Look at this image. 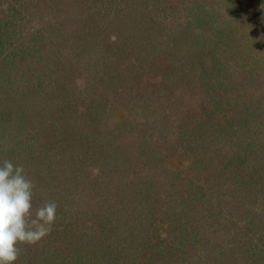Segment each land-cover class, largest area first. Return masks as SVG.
Here are the masks:
<instances>
[{
	"label": "rangeland",
	"instance_id": "obj_1",
	"mask_svg": "<svg viewBox=\"0 0 264 264\" xmlns=\"http://www.w3.org/2000/svg\"><path fill=\"white\" fill-rule=\"evenodd\" d=\"M70 2L56 30L50 0H0V11L12 15L8 26L0 23V56L26 55V46L16 47L23 33L42 29L53 57L46 90L36 89L41 78L31 83L36 91L28 87L32 96L12 77L0 91L30 96L37 108L0 104V140L10 147L24 139L31 125L24 112L33 109L57 137L41 143L49 148L44 158L72 155L58 163L69 170L58 178L45 173L46 162L28 165L54 190L46 202H56V220L15 262L214 264L211 243L202 244L212 240L233 248L223 249L222 264H264L263 225L253 215L264 184L252 177L232 184L221 170L237 162L221 144L237 133L238 109L249 113L241 114L247 125L264 123V0ZM118 134L131 145L113 148ZM16 147L27 157V144ZM201 188L200 206L191 208V193ZM204 205L226 221L202 225Z\"/></svg>",
	"mask_w": 264,
	"mask_h": 264
},
{
	"label": "trees",
	"instance_id": "obj_2",
	"mask_svg": "<svg viewBox=\"0 0 264 264\" xmlns=\"http://www.w3.org/2000/svg\"><path fill=\"white\" fill-rule=\"evenodd\" d=\"M50 1H51L52 5H50L49 11L54 12V14L56 16L55 17L56 22H53V23H54L56 30H58L60 28V25H62L60 18L63 14L64 7L67 4H69L71 6V2H70L71 0H50ZM79 11H81V13H82V9ZM81 13H80V15H81ZM77 17H78V12L76 15L70 17V19L76 20ZM1 20H2V25H4V27H6L10 24V22H12V15H9V13L6 11H4V12L0 11V23H1ZM83 22L84 23L82 24V28L85 29L86 27H88V22H85L84 20H83ZM42 32H43L42 29L41 30L37 29L36 31H33V30L27 31L26 30L23 33V37L19 40V42H18L19 44L17 43L18 46H16V47L18 49H20V48L26 46V48L28 49V52L26 55L20 54V56H17L16 61H13V58H14L13 52H6L2 56H0V65L4 66V68H2V69L0 68V91H5L6 88L8 89L7 81H9V80H10V82L14 81V80L19 81V83L24 82L21 85H23V86L26 85L27 92L29 94H31L32 96H33V94L31 92H29L28 87L31 90L36 91V89L39 88V86L41 85L43 90H44V87H45V90L47 89L46 88V80L44 81V78H42V77L45 76V73H46L47 61H50V59H53V57L51 56L50 52L48 51V48L46 47L47 42H46V40L43 39ZM17 48H15V49H17ZM1 51L2 50H0V53H1ZM58 53H59V51H58ZM10 62L12 64H9ZM9 67L10 68L13 67L12 74L10 72H8ZM12 77L14 80L11 79ZM39 79H41V83L39 82L40 81ZM37 80H39V81H38V85L36 86V89H35V87L31 83L37 82ZM245 90L246 89L240 88L241 92H244ZM236 93L238 94L239 91H237ZM2 95H5V96H2ZM24 95H26V94H24ZM151 95H152V93H151ZM149 97L150 96H148L146 98H149ZM28 98H30V96H23V100H22L20 96H17L14 92L9 91V96L6 94H0V104L1 105L2 104H9V102L12 101L13 106L11 105L9 108H11V107L16 108L17 105L18 106H25L28 108V106L31 105V103H29L30 100H28ZM137 99L141 100L139 98H137ZM16 101H18V104ZM18 108H20V107H18ZM30 108H33V106H30ZM33 109H37V108H33ZM33 109H29L28 111H26L27 113L24 112L25 117L28 119V125L31 123V125L29 126L30 128L26 131V137L24 139H19V140L14 141L13 146H10V147L6 143L4 144L3 138H2V140H0V163H2L3 162L2 160H5L6 156H7L4 154V147L6 148V150H11V151H9L10 152L9 155L11 157V162L13 164H17V165L22 164L23 167L25 168V171H26L28 178L30 180H32V182L35 185V187H34L35 189L33 190V205H35V207H37L39 204L45 203L47 200H49V198H51V196H49V193L53 192L54 190L51 189V186L48 188L46 185H44V187L41 185L43 183L40 182V176H38L39 175L38 173L34 172L36 177L31 176V172L28 169V165L30 166V163L32 161H33V163H38L36 161H39V164H41L42 166L47 164L46 169H45V173L48 176L58 174L57 176H55L58 178V177H60V175H62V171H64V172L69 171V170H67L68 166H65L66 164L64 166L58 168L60 166V164L58 166V163L65 157L71 159L72 155L65 156V152H64V155H63V153L59 155V152H53V153H51V155L49 153L44 158L45 153L49 148H46L44 146L41 147V143H43L45 140H47L49 138L56 139L57 137H56V134L53 133V129H50L51 131L50 130L46 131V125L43 124V121L45 122V120L41 119L40 115H38L37 111L33 110ZM241 110H242V108H239L238 111L236 112V114L238 113V115H239L238 117H236V119H237L236 122L239 125L237 128V133L235 134V136L232 135V137L230 138L229 141L221 144V147L224 150H226L227 154L231 155L232 154L231 152H233L234 154H237L236 155L237 162H234V164L231 162L229 164V166H233L231 169L229 168L227 170L225 167V170L224 169H221V170L226 172V174H227L226 177H227V179L232 181V184H234V182H233L234 179H237L239 181H241V180L244 181V179H246V178L249 179L250 177H252L253 180L256 179L257 181H260V182H262V184H264V127H261V124L264 125V123L259 121L257 123V124L261 123L259 125V127L255 126V125H257L255 123H253V125H247L248 122H247V120L244 119L245 115L241 116V114L245 113V111H243V110L241 111ZM227 111L230 112V110H227ZM231 113L232 112H230V115H231ZM245 114H247V113H245ZM232 115H233V113H232ZM247 116H249V113L247 114ZM243 120H245V121H243ZM90 122H92V120H90ZM3 124H6V123L2 122V125H1V127H2L1 133L2 134H0V137L4 136V134L6 133L5 130H3V127H4ZM72 128H73V126L71 127L69 132L71 134H74ZM75 129H76V127H75ZM105 132L108 133L107 130ZM64 133H66V132H64ZM108 135H105V136H108ZM116 136H117V139H116L117 142L114 145H111V146H113V148H118V147L121 148L122 146H125V144L131 145L129 138H127L128 140L122 139L121 134H118ZM105 140L107 141L108 138H106ZM253 141H255L254 145L257 148L256 149L254 148V151H250V148L253 147ZM54 142L55 141H53V143ZM21 143L27 144V157L25 155L24 156L20 155L21 154V148L16 147V146L20 145ZM49 143L53 144L52 141H50ZM233 144H235L234 147L232 146ZM230 145L232 147L231 151H230V149H228L226 147V146H230ZM23 158L25 159V162L19 163V160L23 159ZM49 158H52V161H49ZM44 162H46V163L44 164ZM227 163H229V162H227ZM221 164L224 165L225 163H221ZM237 167H238V169H237ZM27 169H28V171H27ZM256 173H257V176H256ZM68 175L71 176V172ZM148 179H149V181L150 180L152 181V178L148 177ZM127 181H129V180H127ZM153 182H154V180H153ZM262 189H264V185H263ZM202 193H203V188L198 189V191H196L195 194L193 192L191 193L192 201L194 203L191 206V208L196 209L200 206L199 202H197V201H198V199H200L199 195H202ZM260 193H262V192H260ZM146 195H148V194H146ZM259 197H260L259 198L260 199L259 204H258L257 210L254 211L253 215H255L256 218L259 217L260 224L263 225V227H262L263 230L258 235H261L260 238H262L264 240V191H263V194ZM36 202H38V203H36ZM136 206H138V204H136ZM203 207L204 208L201 210V212L205 211V214H204V217L202 218V220L200 221L202 223V225L206 226V224H208V226H209L212 223L216 224V223H218L217 220H220L221 222L226 221V218H225V216L222 215V212H216L213 215V217L211 218V216L209 214H206L205 205ZM117 210H119V208H117ZM218 211H219V209H218ZM215 215H216V217H215ZM194 220H196V218ZM201 223H200V225H201ZM178 227L179 226L176 227L177 231L179 230ZM95 228H101V227L98 225V226H95ZM238 234L242 235V231L238 232ZM174 235H175V233L173 234V236ZM194 236L197 237L196 234L190 235V232H189L188 235L186 236V238L191 237L190 241H194ZM216 237L219 238L220 234L216 235ZM257 237H259V236H257ZM175 242L178 243L179 241H175ZM212 242H213L212 240L210 242H205L204 240H202V244L207 243L206 245H208L211 243L210 244L212 246V248L210 250L211 251L210 252L211 262L214 261L213 263L215 264V262H217L214 260V258H215L216 260L219 261L220 264H222V261L225 258H227V254H224L223 249H225L228 253L230 251H233L232 250L233 248L231 247L232 249H230L229 246L226 248L225 246L218 245V243H216V245H215ZM30 247H32V246L29 244L19 245L20 255H24L25 250L29 249ZM215 248H217L216 254H215V250H214ZM255 252H257V250H255ZM232 256L234 257V255H232ZM16 261H18V260H16ZM195 262L193 264H195ZM32 264H42V262L34 261V262H32ZM243 264H245V262H243Z\"/></svg>",
	"mask_w": 264,
	"mask_h": 264
},
{
	"label": "clouds",
	"instance_id": "obj_3",
	"mask_svg": "<svg viewBox=\"0 0 264 264\" xmlns=\"http://www.w3.org/2000/svg\"><path fill=\"white\" fill-rule=\"evenodd\" d=\"M34 187L23 165L0 163V264H14L19 245H35L52 231L57 204L49 201L33 211Z\"/></svg>",
	"mask_w": 264,
	"mask_h": 264
}]
</instances>
